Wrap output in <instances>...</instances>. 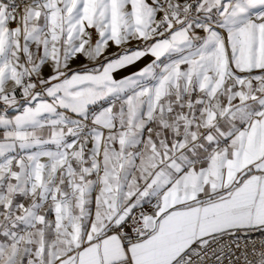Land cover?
Instances as JSON below:
<instances>
[{"label": "snow or ice", "instance_id": "obj_1", "mask_svg": "<svg viewBox=\"0 0 264 264\" xmlns=\"http://www.w3.org/2000/svg\"><path fill=\"white\" fill-rule=\"evenodd\" d=\"M0 264H264V0H0Z\"/></svg>", "mask_w": 264, "mask_h": 264}, {"label": "crops", "instance_id": "obj_2", "mask_svg": "<svg viewBox=\"0 0 264 264\" xmlns=\"http://www.w3.org/2000/svg\"><path fill=\"white\" fill-rule=\"evenodd\" d=\"M141 66H143V62L141 63V64H138L136 67L138 68V67H141ZM132 70H134V69H128V70H125L123 73H121V74H126L128 71H132Z\"/></svg>", "mask_w": 264, "mask_h": 264}]
</instances>
